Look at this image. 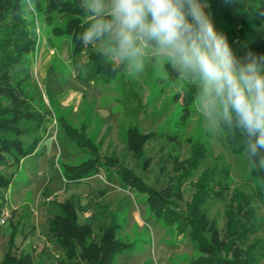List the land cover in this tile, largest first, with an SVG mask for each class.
<instances>
[{"label": "rangeland", "instance_id": "obj_1", "mask_svg": "<svg viewBox=\"0 0 264 264\" xmlns=\"http://www.w3.org/2000/svg\"><path fill=\"white\" fill-rule=\"evenodd\" d=\"M22 4L23 18L36 39L35 49L28 56L31 76L26 92L32 105L46 115V129L34 154L6 168L13 181L0 198V213H9L6 222L0 224V264L10 248L18 256L30 253L34 264L56 263L63 250L51 242L49 219L59 212L57 201L72 196L80 198L83 208L79 220L92 222L95 232L112 217L119 223L117 237L127 249L114 258L116 264H189L200 255L188 234L156 218L141 188L126 187L118 176L109 179L104 169L83 181L67 182L64 164L80 162L91 153L68 138L64 123L88 136L101 157L113 159V169L132 170L157 189L178 187L183 174L180 162L187 167L185 160L191 157L192 149H204L197 169L181 181L182 193L172 198L173 206L183 215L190 214L188 204L197 179L204 170L223 169L227 176H212L217 181L220 177V184L214 178L211 181L212 187L221 191V198H209L204 207L222 234L225 211L231 209L234 193L239 190L249 197L246 204L254 210L250 221L241 220L251 229L254 224L256 230L247 239L249 244L261 241L256 264H264V198L257 194L261 181L253 176L254 167L245 152H232L226 132H214L206 125L196 105L197 86L165 61L150 57L138 75L130 74L122 64L116 66L119 72L113 80L88 73L86 68L94 64L90 60L92 49L97 51L98 45L84 44L85 49L75 52L73 27L66 15L51 11L48 0H41L38 6L34 0H22ZM82 21L89 23L90 16L82 17ZM239 22L236 15L238 27ZM56 26L67 32L56 33ZM258 31L264 36V27ZM22 67L16 70L18 76L23 73ZM130 127L145 136L141 152L128 143ZM23 139L31 140L28 135ZM49 148L54 156L46 160L44 154ZM13 229L17 233L11 247Z\"/></svg>", "mask_w": 264, "mask_h": 264}, {"label": "trees", "instance_id": "obj_2", "mask_svg": "<svg viewBox=\"0 0 264 264\" xmlns=\"http://www.w3.org/2000/svg\"><path fill=\"white\" fill-rule=\"evenodd\" d=\"M34 1L38 6L41 0ZM207 2L209 8L206 11L211 13L215 28L227 38L238 59L243 60L249 52L264 54V36L258 31L260 27H264V0ZM81 3L82 0H48L47 5L51 11L56 10L67 16L68 24L73 27L71 35L75 52L85 49L84 43L78 37L88 26V23L82 21V17L88 14L80 7ZM22 5V0H0V198L2 190H7L13 181V175L8 173L6 168L19 165L25 157L34 154L43 138L41 132L46 129V115L32 105L26 92L31 76L28 56L35 49L36 39L23 18ZM236 15L239 16V27L236 24ZM65 30L67 29L54 27L56 33L67 32ZM90 60L94 64L86 68L88 73L101 74L107 80L117 77L119 68L107 62L96 50L92 49ZM19 65H23L20 68L23 72L21 76H18L16 71ZM64 127L69 139L85 153H91L87 159L80 162L64 164V178L67 182L83 181L104 169L109 179L118 176L126 187L141 188L146 194V203L156 218L168 227H174L179 233L188 234L196 245L200 255L189 264L257 263L261 241L248 243V234L256 228L254 224L252 229L248 228L241 220L245 218L243 221H250V213L254 210L246 204L250 198L239 190L234 193L229 202L231 209L225 211L226 226L222 234L218 223L210 217L204 207L209 198H221V191L213 188L211 181L213 178L217 181L215 176L212 177L215 174L227 176L228 173L223 169L212 167L204 170L197 179L196 190L188 204L190 214L183 215L173 206L172 198L182 193L181 181L197 169L205 154L204 149H192L191 157L185 160L187 167L180 162L183 174L180 173L182 175L179 176L178 187L167 185L157 189L132 170L121 167L113 169V159L101 157L88 136L70 124L64 123ZM222 129L226 132V142L232 152L238 155L244 153L239 133L228 128ZM127 134L131 148L141 152L144 149L142 143L145 136L138 133L134 127H130ZM25 135L31 138L29 142L23 139ZM252 174L261 181L257 186V194L264 198V171L253 168ZM220 181L219 177L217 182ZM56 205L59 212L49 219V233L51 242L59 250H63V254L58 255L56 263L53 264H116L114 258L127 249V245L117 237L119 223L115 218L112 217L109 223H101L99 230L95 232L93 223L79 220V212L83 208L78 196L57 201ZM16 233L17 230L13 229L10 235L11 247L14 246ZM231 252L233 256H229ZM34 263L35 259L30 253L24 252L18 256L10 248L1 264Z\"/></svg>", "mask_w": 264, "mask_h": 264}, {"label": "clouds", "instance_id": "obj_3", "mask_svg": "<svg viewBox=\"0 0 264 264\" xmlns=\"http://www.w3.org/2000/svg\"><path fill=\"white\" fill-rule=\"evenodd\" d=\"M80 7L90 21L78 39L132 75L149 57L165 61L197 86L206 125L238 132L247 158L264 171V54L238 59L207 0H82Z\"/></svg>", "mask_w": 264, "mask_h": 264}, {"label": "built area", "instance_id": "obj_4", "mask_svg": "<svg viewBox=\"0 0 264 264\" xmlns=\"http://www.w3.org/2000/svg\"><path fill=\"white\" fill-rule=\"evenodd\" d=\"M8 215L9 213L7 211L2 210V212L0 213V224H3L6 222Z\"/></svg>", "mask_w": 264, "mask_h": 264}, {"label": "crops", "instance_id": "obj_5", "mask_svg": "<svg viewBox=\"0 0 264 264\" xmlns=\"http://www.w3.org/2000/svg\"><path fill=\"white\" fill-rule=\"evenodd\" d=\"M44 155H45L46 160H51L53 158V156H54V152H52L51 149H50L49 152L45 153ZM85 222L92 223L90 221H85Z\"/></svg>", "mask_w": 264, "mask_h": 264}]
</instances>
